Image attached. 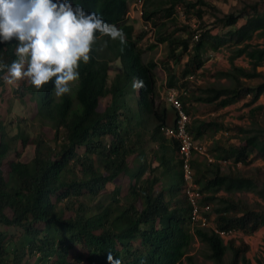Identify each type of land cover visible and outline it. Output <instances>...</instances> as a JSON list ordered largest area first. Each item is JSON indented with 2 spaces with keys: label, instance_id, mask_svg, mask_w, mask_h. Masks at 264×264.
Here are the masks:
<instances>
[{
  "label": "trees",
  "instance_id": "trees-1",
  "mask_svg": "<svg viewBox=\"0 0 264 264\" xmlns=\"http://www.w3.org/2000/svg\"><path fill=\"white\" fill-rule=\"evenodd\" d=\"M68 2L73 8L97 13L104 21L116 25L124 33L126 43L122 45L119 40L98 36L89 63H80L79 79L69 95L59 98L54 95V78L39 90L27 80L19 81L17 96L31 110L32 120L38 119L40 124L49 126L56 145L48 144L39 135L29 138L22 130L9 135L8 126L0 121V264H109V254L120 264H192L193 258L186 250L194 237L208 246V256L215 264H224L227 249L232 251L230 264H237L245 243L228 245L212 230L191 227L189 206L182 192L180 163L178 158H173L177 154V142L160 132L161 126L168 125V113L164 107L157 108L154 102L156 63L145 62L133 40L132 25L125 19L128 0ZM187 3L190 2L144 0L142 18L155 25V17L174 16L178 8L185 12ZM238 18L237 13L231 12L220 20L232 26ZM185 27L191 33L178 42L184 51H189L185 63L188 78L202 67L201 50L207 33H199V22L198 39L188 48L194 31L190 26ZM256 31L264 36V10L233 30L241 43L236 53L248 58L250 68L237 67L233 86L210 89L213 93L198 97L200 100L224 107L247 97L245 105L250 106L249 115L262 109L252 104L264 94V74L256 69L264 62V46L245 42ZM17 43L15 39L0 42V63L11 64L16 59ZM114 60L120 62L122 69L107 84L110 62ZM4 75L0 72V84ZM241 77L262 80L250 87ZM134 78L142 80L144 87L136 93L132 112L126 100L122 104L119 100L133 86ZM176 80V75L169 73L166 86L174 87ZM106 96H110V101L99 111V101ZM182 98L187 96L181 95ZM143 116L151 125L145 122V127L141 126ZM215 125L213 121H194L191 126L188 124V131L197 139L204 127ZM239 130L245 134V143L231 157L233 163L247 164L250 150L264 155V128L253 125ZM139 131L153 145L150 161L157 163L151 171L162 169L160 176L154 173L144 176L148 160H134L137 155L145 156L148 152L142 151L148 140H139ZM106 136L111 139L106 141ZM19 142L22 147L28 143L34 145L28 161L19 158L22 152L18 149ZM78 148H82L81 153H77ZM11 153L14 156L9 157ZM130 161L137 166L134 171L128 168ZM172 161L176 162L171 164ZM192 165L196 168L195 181L202 193V202H215L211 212L215 213L218 229L248 232L264 226V208L253 210L218 195L221 190L247 189L255 190L264 199V179L224 173L217 163H207L206 168L199 167L196 161ZM110 183L116 186L106 193L104 189ZM158 184L161 187L156 190ZM121 189L126 192L119 197ZM240 259L248 263L244 256Z\"/></svg>",
  "mask_w": 264,
  "mask_h": 264
},
{
  "label": "rangeland",
  "instance_id": "rangeland-1",
  "mask_svg": "<svg viewBox=\"0 0 264 264\" xmlns=\"http://www.w3.org/2000/svg\"><path fill=\"white\" fill-rule=\"evenodd\" d=\"M187 1L190 3L185 5V12L183 11V8H180L175 11L174 16L162 19H157V17L154 18L156 21V31L154 36H148L146 33L141 32V21L143 19L140 16L135 15L132 19H126L127 23L132 25V37L142 51V59L145 62L153 60L156 63L154 68L155 106L159 109L162 107L166 108L168 113L167 122L171 125L175 113L171 108V105L166 99H164V92L168 87L166 86L167 75L169 73L175 74L177 79L175 87L181 91V95L187 96L185 99L182 98L181 102L184 108L188 111L189 125L191 126L194 121L199 120L206 122L213 121V123L216 124L215 126L204 127L203 133L197 139L199 141L196 140L206 148L207 153L211 157H213L211 154L218 157L229 155L227 160H223V158L219 159L221 164L217 162L213 163H217L219 169L224 173L254 176L258 180L264 179L263 154L261 155L255 150H250L247 156L249 160L248 163L243 164L240 162L239 166L235 165L231 158L237 151L238 147H241L245 143V134L241 132L239 128H247L253 125L264 128V94L262 93L259 96V100L252 104V106L260 105L262 107V109L256 110L252 116L249 115L250 106L245 105L246 100H248L247 97L241 98L240 100L232 102L224 107H217L215 102H207L198 98L200 96L211 95L213 91L210 89L233 86L235 83L234 76L238 73L236 70L237 67L250 68L248 58L244 54L236 53V49L241 43L238 40V35L235 34L233 30L244 24L252 15L262 12L264 10V0H202L204 4L200 3L198 0ZM252 6H255V9H253ZM231 12L239 15L236 24L232 26L224 24V22L220 20L224 14ZM186 15L190 18H187ZM199 22V33H207L204 37V48L201 50L203 64L196 73V80L191 81L186 78L185 73V63L189 51H184L178 41L179 39L188 37L191 33V31L185 26H190L191 29L193 27L199 28ZM259 33V31L254 32L252 38L245 42L252 45L264 46V36L259 35ZM191 37L188 43V48L196 42L192 40ZM121 69L118 60L110 62L107 84L112 82L114 75L117 72H120ZM256 69L264 74V62L257 66ZM240 80L245 85L254 87L262 80V78L241 77ZM76 84L77 81L71 83L72 91ZM16 90H20L19 82L14 85H8L5 81H2V84H0V121L8 126V134L14 135L19 130H22L23 134L29 138L39 135L42 136L48 144L56 145V142L53 140V136L49 131V126L46 124H40L38 119L32 120L30 118L31 110H28L27 106L21 102V99L17 96ZM125 91L127 94L122 97L123 100H119V103L122 104L126 100L125 102L131 107V111L134 112L133 108H135V99L138 90L134 89L131 85ZM73 100L76 104V98ZM109 101L110 96L101 98L97 109L99 111L103 110ZM142 121L143 125L141 126L145 127L146 124L148 126L151 125L149 120H145L144 116L140 122ZM135 124H137L136 120L134 125ZM138 135L139 140H142V138L143 142L148 140L147 144L142 148V151L145 152V149H147L148 152L145 156L137 155L134 160H148L146 161L148 163L144 176L149 175V173L150 175H153L154 173L157 176H160L162 169H157L155 172L151 171L157 163V161H150V149L153 145L149 143L150 140L148 138H145V136L142 137L140 131ZM110 139L111 136L105 137L106 141H109ZM82 148H78L77 153H81ZM18 149H21L22 151L19 157L20 160L28 161L33 155L34 145L28 143L25 147H22L19 142ZM12 156H14L13 153L9 155V157ZM198 156L202 158L204 157L201 154H197V157ZM173 158L174 160H177V154H174ZM131 159L132 157H129V160ZM96 160L98 161L97 156ZM175 162L176 161H172L171 164H174ZM196 162L201 168H206V164L209 163L206 158L205 161ZM132 164V161H130L128 168H131L134 171L137 166ZM135 164L137 165V162ZM195 169L196 168H193L194 179L196 176ZM4 174L6 173L4 172ZM123 177L124 175L120 176L121 179H123ZM161 181L164 183L165 178L162 177ZM258 185H260L259 182ZM115 186V183L107 184L104 190L106 193H109ZM120 186H123V184H120ZM160 187L161 184H158L156 190H159ZM125 192V189H121L119 197H122ZM218 195L239 201L253 210H261L264 208V199L255 190L240 189L231 192L221 190L218 192ZM180 196H182V194ZM209 204L211 205V210L208 213L210 226L203 228L205 230H212L211 227L213 224L215 225V213L211 212L212 206L215 202ZM192 225L193 228L196 227L194 224ZM9 232L13 233L14 230L9 229ZM242 235L246 237L247 242H244L242 238L236 240H223L225 244L229 245V243L232 242V245L235 246L245 243L246 246L239 252V260L237 264H244L240 259V256L245 257L248 261L247 264H264V226H261L254 231L246 232L243 230ZM261 245L262 248L260 247ZM186 251V254L193 258L192 264H215V262L208 256V246L197 237L192 239ZM231 260L232 251L227 249L223 256V262L224 264H230Z\"/></svg>",
  "mask_w": 264,
  "mask_h": 264
},
{
  "label": "clouds",
  "instance_id": "clouds-1",
  "mask_svg": "<svg viewBox=\"0 0 264 264\" xmlns=\"http://www.w3.org/2000/svg\"><path fill=\"white\" fill-rule=\"evenodd\" d=\"M98 36L126 43L116 25L97 13L73 8L68 0H0V42L18 41L16 59L11 64L0 63L8 85L27 80L39 90L54 78L57 98L71 94V83L80 76V63H89ZM142 87L144 82L134 78L133 88ZM108 260L120 264L111 254Z\"/></svg>",
  "mask_w": 264,
  "mask_h": 264
},
{
  "label": "built area",
  "instance_id": "built-area-1",
  "mask_svg": "<svg viewBox=\"0 0 264 264\" xmlns=\"http://www.w3.org/2000/svg\"><path fill=\"white\" fill-rule=\"evenodd\" d=\"M143 7L144 0H131L125 13V19H132L135 17V15H138L142 18L144 9ZM179 9L180 8H178V10ZM141 25V32L146 33L148 36H154L156 27L155 25H153L151 20L143 19L141 21ZM193 28L192 29L194 32L191 39L196 41L198 39V28ZM195 76L196 74L188 76V80H196ZM164 93V99H166L167 102L171 105V108L174 110L175 116L171 125L168 124L160 127V132L164 135L165 138L172 139L177 142V158L180 163L179 167L182 178V192L186 197V201L189 206L190 224H194L199 228H205L210 226L208 213L211 210V205L208 202H202V194L200 188L194 179L192 160L194 159L195 154H201L207 159L209 163L217 162L221 164V161L214 160V158L207 153L206 148L202 144H199L188 131L189 115L183 108L180 99L181 91L174 86L167 87ZM223 160L227 159L223 158ZM234 164L239 166L240 162H236ZM211 228L213 232H215L219 235L220 238H222V240H236L242 238L244 242H247L246 237L242 235V231L240 229L221 230L218 229L214 224ZM260 247L262 248V245Z\"/></svg>",
  "mask_w": 264,
  "mask_h": 264
},
{
  "label": "crops",
  "instance_id": "crops-1",
  "mask_svg": "<svg viewBox=\"0 0 264 264\" xmlns=\"http://www.w3.org/2000/svg\"><path fill=\"white\" fill-rule=\"evenodd\" d=\"M143 8H144V7H143ZM257 100H259V98H258ZM256 102H257V101H256ZM173 118H174V117H173ZM197 139H198V138H197ZM197 139H196V140H197ZM197 141H199V140H197ZM206 143L209 144L208 142H206ZM211 155L213 156L214 160H219V159L223 158V156L218 157V156L213 155V154H211ZM193 161H205V158H204V157L202 158V157H200V156L197 157V155L195 154Z\"/></svg>",
  "mask_w": 264,
  "mask_h": 264
}]
</instances>
